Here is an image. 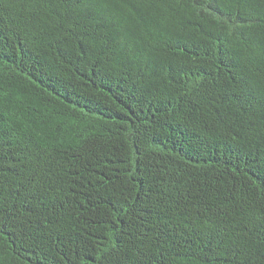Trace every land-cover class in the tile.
I'll return each instance as SVG.
<instances>
[{"label": "trees", "instance_id": "16d2710c", "mask_svg": "<svg viewBox=\"0 0 264 264\" xmlns=\"http://www.w3.org/2000/svg\"><path fill=\"white\" fill-rule=\"evenodd\" d=\"M0 264H264V0H0Z\"/></svg>", "mask_w": 264, "mask_h": 264}]
</instances>
